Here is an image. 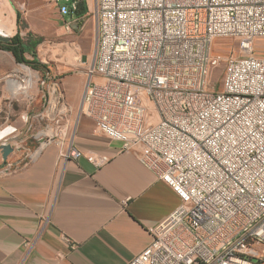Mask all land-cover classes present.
Wrapping results in <instances>:
<instances>
[{"label": "built area", "instance_id": "1", "mask_svg": "<svg viewBox=\"0 0 264 264\" xmlns=\"http://www.w3.org/2000/svg\"><path fill=\"white\" fill-rule=\"evenodd\" d=\"M49 1L68 33L90 14L92 0ZM95 16L78 116L136 153L179 198L127 264H262L264 57L253 55V43L264 38V0H95ZM218 40L236 42L235 52L215 53ZM220 65L222 88L214 91ZM58 108L47 112L56 135L67 137L63 117L73 110ZM59 156L84 157L94 168L109 161L73 146Z\"/></svg>", "mask_w": 264, "mask_h": 264}, {"label": "crops", "instance_id": "2", "mask_svg": "<svg viewBox=\"0 0 264 264\" xmlns=\"http://www.w3.org/2000/svg\"><path fill=\"white\" fill-rule=\"evenodd\" d=\"M56 10L49 0H0V13L8 17L0 27L15 35L19 13L35 29L34 19L45 20ZM38 116L51 120L47 111ZM50 127L29 144L27 138L18 141L26 144L18 169L13 145L6 163L11 170L0 174V264H127L149 245L148 229L170 214L179 198L136 153L96 135L90 120L69 124L67 137L49 134ZM11 128L0 129L7 131L0 142ZM42 140L49 141L42 145ZM70 146L109 161L94 168L84 157L60 158Z\"/></svg>", "mask_w": 264, "mask_h": 264}, {"label": "rangeland", "instance_id": "3", "mask_svg": "<svg viewBox=\"0 0 264 264\" xmlns=\"http://www.w3.org/2000/svg\"><path fill=\"white\" fill-rule=\"evenodd\" d=\"M6 19L8 17L0 13V22H6ZM19 22L20 29L16 34H19L23 46L30 50L24 54V58L27 61H37L41 67L39 66L37 70L31 67L30 72L21 71L19 69L21 63H17L11 53L0 50V129L6 127L14 129L11 134L5 136V140L18 138L11 142L13 150L16 146V150L19 151L17 165L25 160L26 155L23 149L26 148V144L18 143L19 140L27 138L25 142L29 144L32 141L31 137L37 132L39 135L41 132L46 134L42 130L47 124L51 125L48 128L49 134L56 132L54 123L45 118L41 120L38 115L44 114L51 106L63 108L66 104L73 106L74 111L72 114H65L63 120H69V124H73L80 118L77 108L80 106L87 82L86 69L93 62L95 52L97 29L95 0L90 1V14L82 28L72 33L66 32L63 28V21L57 10L50 12L45 20L34 19L35 29H30L24 18ZM236 45L234 41L218 40L213 46V51L226 55L228 52H235ZM253 55L264 57V38L254 41ZM80 56L82 63L75 61ZM9 75L17 82L23 81L22 85L28 84L29 81L30 88L25 93L13 96L12 87L7 81ZM221 75L222 65L217 67L210 77L212 90L221 91ZM69 131L70 127L67 136ZM1 143L3 142H0V145ZM6 163L7 159H2L0 168Z\"/></svg>", "mask_w": 264, "mask_h": 264}, {"label": "trees", "instance_id": "4", "mask_svg": "<svg viewBox=\"0 0 264 264\" xmlns=\"http://www.w3.org/2000/svg\"><path fill=\"white\" fill-rule=\"evenodd\" d=\"M84 12H85V8H83L82 6L79 10V14L81 15ZM19 20H20V15L18 13L17 23H19ZM0 29H2L6 35H9V36L11 35L10 29L3 28V27H0ZM0 50L11 53L17 63L25 64L29 66L30 68L33 67L36 70L39 69V66L41 67V65L37 61H27L24 58V54L30 50H28V48L23 46L19 34H16L13 37H11L9 43L7 44L0 43Z\"/></svg>", "mask_w": 264, "mask_h": 264}, {"label": "bare ground", "instance_id": "5", "mask_svg": "<svg viewBox=\"0 0 264 264\" xmlns=\"http://www.w3.org/2000/svg\"><path fill=\"white\" fill-rule=\"evenodd\" d=\"M0 34H2V35H6L3 31H1L0 30ZM6 36H8V35H6ZM44 49V48H43ZM30 72V71H29ZM8 81H9V84H10V86L12 87L11 89H12V95L13 96H15V95H17L18 93H25L29 88H30V84H29V81H28V84H26V85H22V81H16V80H13V78H10V79H8ZM27 82V81H26ZM12 130H11V132L9 133V134H11L12 133V131H13V128H11ZM7 133V131H4V130H0V138H2V136H4L5 134ZM8 134V135H9Z\"/></svg>", "mask_w": 264, "mask_h": 264}, {"label": "water", "instance_id": "6", "mask_svg": "<svg viewBox=\"0 0 264 264\" xmlns=\"http://www.w3.org/2000/svg\"><path fill=\"white\" fill-rule=\"evenodd\" d=\"M73 28L76 29V26H74ZM10 38H11L10 36L0 34V43L7 44V43H9ZM14 140H18V138H11V139L5 140L3 143H1L0 149H1V154H2L3 160H6L8 155L10 153H12L13 148L11 146V142Z\"/></svg>", "mask_w": 264, "mask_h": 264}]
</instances>
